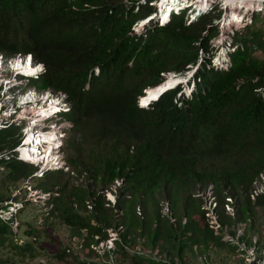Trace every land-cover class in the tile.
Listing matches in <instances>:
<instances>
[{
    "label": "trees",
    "instance_id": "16d2710c",
    "mask_svg": "<svg viewBox=\"0 0 264 264\" xmlns=\"http://www.w3.org/2000/svg\"><path fill=\"white\" fill-rule=\"evenodd\" d=\"M159 1L0 0V50L30 51L45 69L30 76L29 82L67 92L71 107L65 116L71 133L64 150L73 168L89 171L100 185L123 176L124 190L143 193L139 196L143 206L145 194L156 203L158 195L170 198L177 222L157 209L155 226L148 229L140 218L138 232L148 229L150 245L184 261L183 253L195 242L201 245L200 253L207 252L209 243L225 245L204 216L195 214L197 207L189 204L198 184L212 181L220 205L228 194L237 197L233 216L221 210L223 223L253 219L254 207L264 205V193L254 200L248 194L252 180L264 169V28L258 24L259 11L253 13L244 28L232 29L225 63L214 62L219 45L209 38L218 32L212 20L219 13L203 12L189 19L179 7L163 20L152 16ZM139 20L151 26L137 31ZM189 66H195L189 92L178 84L147 106L137 103L146 86L162 80V71H184ZM18 129L15 122L0 127V149L19 140ZM5 166L8 172L1 180L16 181L34 168L15 158L7 159ZM50 177L62 178L58 172L48 173ZM68 194L85 208L87 189L76 187ZM91 199L93 209L83 210L56 196L53 212L73 232L86 227L88 235H106L112 224L109 207L98 194L92 193ZM131 202L124 196L119 201L129 216L123 219L128 229L137 220L130 214ZM181 214L188 217L184 223ZM25 224L19 239L10 221L0 217V264H17L15 254L34 257L41 249H49L54 257L66 254L53 231V219L45 216L40 223ZM43 232L49 240L41 236ZM75 258L83 264H107ZM131 259L134 264H180L135 254Z\"/></svg>",
    "mask_w": 264,
    "mask_h": 264
},
{
    "label": "clouds",
    "instance_id": "9594fccd",
    "mask_svg": "<svg viewBox=\"0 0 264 264\" xmlns=\"http://www.w3.org/2000/svg\"><path fill=\"white\" fill-rule=\"evenodd\" d=\"M179 1L181 4L176 5V8L166 7V9L162 8V1L160 0V6L158 3L157 10L152 16H160L159 18L164 20L172 10H177L181 7L185 10L187 17L191 14L194 15L192 16L193 18L205 12L204 9L206 6H209L208 9L214 7V4L218 7L220 2L222 6L221 9L227 11L229 17L233 16L231 20L239 21L242 20L244 16V13L242 12L243 5L238 6L237 4H226L224 0ZM254 1L261 3L264 2V0ZM196 2H199L197 6H195ZM185 5H189L191 9L187 11L189 7L187 8ZM232 11H234L235 15H233ZM161 13H164V15L162 16ZM138 22L140 23L141 20ZM139 23L137 25L144 24ZM225 56L226 58L220 60V62L225 63L227 60V51ZM18 62L22 65H26V68L32 67L33 70H25L24 67L19 66ZM26 63H28V66ZM44 69V63L42 61L35 60L30 51L8 54L0 50V127L6 126L11 122H15L19 126V140L11 148L0 149V177L6 176L8 168L5 166V162L10 158L31 163L34 167L30 172L25 174L23 177H20L13 183V186H15L20 182L22 184L21 187L25 190V187H27V192L33 196H24L22 199H17V192L21 187L17 188L16 186V193H13L10 197L0 201L3 203V205H0V217L2 219H8L15 231H18L16 230L17 224L19 229L21 224L23 225L27 220H31L25 219L24 222H21L16 215L18 211L21 210V208L27 203H34L42 206V215L38 213L37 216L40 218L33 219V221L40 223L44 220L45 216L49 219H53L56 214L53 212V198L60 196L59 193L66 190L68 187V177L62 174L71 172V174L76 176L79 175L81 180L82 177L85 176L86 182L83 183L81 181L82 184L78 185L79 182L77 181L75 185L70 187L68 192L73 191L76 187L85 188L89 192V195L85 197L83 201L85 206L84 209L80 206L78 201L74 199V194H70L71 198L69 201H71L72 206L75 209H93L91 194H98L103 198L104 204L109 207L112 224L107 226L106 235H102L99 232L88 235L86 227H81L77 232H73L64 221L67 229L65 232L68 231V233H64V236L60 237V242L63 245V250L66 255L71 254L74 257L76 255L81 260H95L105 262L107 264H122V262H118L116 259L117 253L120 251L124 253L123 257H131L135 254L146 258L174 261L175 263L180 264H229L235 257L238 258L239 264H264V247L260 245L261 239L258 234H254V230H249L254 216L253 219L252 217H247L245 220L235 221L232 224L221 222L219 217L221 210L232 216L235 214L237 197L228 194L225 196V201L222 205H220L215 185L212 181L205 184H198L190 194L192 198L189 199V204L195 210L197 207V213L204 216L207 226L215 235H219L221 239L224 240L225 245H229V243L236 244V249L230 250L227 253L228 256L226 257V262L220 261L219 259V261L215 260L212 263L211 259L210 262H208L209 260L207 261L206 253L208 250L215 249V247H217V245L213 243L208 244L209 247L204 250L207 251L206 253H200L201 245L197 242L193 243L191 246L186 248L185 253H183L185 260L182 261L183 259L177 257V254L169 253L167 250L161 249L157 245H150L148 243L147 232L145 234H139V226L136 230L126 233L127 225L123 219L125 218V215L126 217L129 216L125 211V207L119 204L121 196L131 199L133 209L130 214L144 218L142 211L145 205H142L139 197L143 193L138 195L137 193L133 194L124 190L125 180L123 176H114L106 184L100 185L94 183L89 171H77L71 166L66 158V152L64 150L65 140L69 136H66L63 139V135L66 130L63 129V126L61 125L56 126L57 123L60 122L61 118H64L69 123L66 127H69L71 133V122L65 116V112L69 111L71 107L68 94L62 89L54 90L50 87L37 88L28 80L30 76H36L39 73H42ZM177 72L180 73V71L175 70L162 71L161 73L163 78L160 82L166 80L169 75H171L170 73L177 75ZM191 73L192 71L186 77H182V79L177 81L175 84L173 83L172 85L159 90L155 95L150 96L146 102L143 103L141 95L145 92L146 86L143 89V93L137 95V103L141 106H147L163 91L174 88L178 84L183 92H189L191 88L189 87L191 83V81L189 82ZM182 87H188V90H183ZM49 121L53 124H49ZM53 172L60 173L62 178L58 181L55 180L54 177L47 178V174ZM61 184L63 185L61 186ZM260 193H264V169L259 171V173L252 180L251 187L248 191L249 197L252 200H254ZM154 195H158V193H155ZM163 196L166 197L162 201L164 207L163 211L160 210L158 202L156 203V201H153L151 195L145 194L143 198L145 201L147 200V204L148 202L151 203L154 210V216L158 209L160 214L175 224L177 222V216L170 208V198L165 194ZM163 196L159 197L158 195V199ZM34 197H39V202H35L33 199ZM145 197H147V199ZM26 199L27 201H25ZM256 206H261L264 209V205L262 204H258ZM128 211H130V209H128ZM187 218L186 214H181L182 223L186 222ZM53 220L55 221V219ZM155 224L156 221L153 219V225L148 229H152ZM112 232H115L114 236H112ZM100 241H103L105 244L103 250H98L94 247ZM108 243H110L109 246ZM228 247L231 248L230 246ZM188 251L191 252L190 257L187 256ZM230 257L234 258L229 260ZM79 263L82 262L79 261ZM127 264H134V262H132V259L130 258L129 263Z\"/></svg>",
    "mask_w": 264,
    "mask_h": 264
},
{
    "label": "rangeland",
    "instance_id": "374dc122",
    "mask_svg": "<svg viewBox=\"0 0 264 264\" xmlns=\"http://www.w3.org/2000/svg\"><path fill=\"white\" fill-rule=\"evenodd\" d=\"M161 1H162L161 2L162 5L163 4L168 5V3H166V2H169V1H166V0H161ZM172 2L174 3V5H172L171 7H176V5L181 4V2L178 0H172ZM253 2L249 5H243L242 6V12L244 13V16H243V19L239 20V21L231 20V17H233V16L229 17L227 11H224V10L220 11L219 10L222 8L221 2L219 3L220 5L217 3L218 4L217 8L211 7L210 9H208L209 6L205 7L204 11L206 13H210V11L212 14L219 13L218 18H215L212 20V23L218 29V32L215 36L209 38L210 43L214 44L215 46L219 45L218 48L215 47V49L217 50L216 51L217 55L215 57H213L214 62H218V61L226 58V56H225L226 51L228 48H231V45L228 44V39H230V34L232 32V29L233 28H235V29L244 28L248 24V21L252 20L253 13L259 11V13H258L259 23L258 24H261V26H259V27L264 28V23H263L264 2L261 3V2H256L254 0H253ZM198 3L199 2H196L195 6H197ZM159 6H160V2H159ZM185 6L187 8L189 7V5H185ZM190 9L191 8L189 7L187 9V11H189ZM161 15H164V13H161ZM192 16H194V15H191V14L188 15L189 18H192ZM141 22H143V20ZM139 24H141V23H139ZM149 26H151V22L150 23L148 22L145 25H142V24L136 25V27H134V28H135V30L139 31L141 29L144 30ZM190 66H189V68H190L189 70L186 69L184 71H180V73L177 72V74H180L181 77H183V78L186 77L195 68V66H193V67H190ZM170 74H173V73H170ZM189 87H191V83H190ZM182 89L187 91L188 87H186V88L182 87ZM49 124H53V123L49 121ZM67 124H69L68 121L65 120L64 118H61L60 122H58L56 125V126L61 125V126H63V129L66 130L65 134L63 135V139L66 136L68 137L70 134L69 127H66ZM62 175L68 177V187L66 188V190L61 191L59 194H60L61 198L65 199V200H67V199L70 200L71 195L68 194L70 187L72 185H75L77 181L79 182L78 185H81L82 182L85 183L86 177L85 176L82 177V180H81V177L79 175L76 176L74 174H71V172L63 173ZM66 177H64V178H66ZM14 182H16V181L9 180V179L0 180V195H1L3 200H5L6 198L13 195V193H16L17 188L18 187L20 188L22 186V184L20 182H19V184L13 186ZM16 186H17V188L15 189ZM25 188H26V190L21 187L20 190L17 192L18 193L17 199H22L24 196H33L27 192L28 188L27 187H25ZM25 192H26V194H25ZM38 198L39 197H34L33 199L35 202H39ZM145 198L147 199V197H145ZM165 198L166 197L163 196V197L158 199V206L160 207V210H162V211L164 209L162 201ZM20 205H22V204H20ZM254 209H255L254 210L255 211L254 212V219L252 220V225L249 227V230L250 231L254 230V234H256V235L258 234L259 238L261 239L260 245L262 247H264V209L261 206H256ZM41 211H42V206L36 205L34 203H27L21 208V210L18 211V213L16 212L17 213L16 215H17V218L19 220H21V222H24L25 219L33 220V219L40 218L37 215H38V213L40 215H42ZM142 212H143V217L146 219L147 228L151 227L153 225L154 210H153L151 203L148 202V204H147V200L145 201V206H144V209ZM196 212L197 211H195V214H198ZM56 215L57 214H55L53 217V219H55V225H53V231L55 234H57L58 239H60V237L64 236V233L67 234L68 231L65 232L67 230L66 224H64V221H62L60 219V217L58 215H57L58 216L57 217ZM136 217H137L136 218L137 220L135 221V225L129 229L127 228L126 233H129L131 231L136 230V228L139 226L140 217L137 215H136ZM24 227H25V224H23V225L21 224V227L19 229H18V224L16 226V230L19 231V236H20L19 239H21L23 237L21 235V231L23 230ZM146 232H148V230H146ZM41 236L47 240L50 239L49 235L46 232H43ZM56 247L60 248L59 245H57ZM216 248H218V249H216ZM229 250H230V248L227 245L217 246V247H215V249L208 250L209 262H210V259H211V263L215 260L216 261L220 260V261L226 262L227 261L226 257L228 256L227 253ZM50 253L51 252L49 251V249H41L39 254L34 256V257H31L29 255H25L22 257H20L17 254H15V255H16V257H19V258H17V264H36L38 262H42V264H48L49 262H53V264H82V263H79V261H77V259L74 256H72L71 254H67V255L65 254L62 257H54V255H51ZM123 255H124V253L122 251L117 253V257H116L117 261L122 262V264L129 263V259L131 257L130 256L123 257ZM187 256L188 257L191 256L190 251H188ZM232 258H234V257H230L229 260H231ZM229 264H239L238 258L235 257Z\"/></svg>",
    "mask_w": 264,
    "mask_h": 264
},
{
    "label": "bare ground",
    "instance_id": "6f19581e",
    "mask_svg": "<svg viewBox=\"0 0 264 264\" xmlns=\"http://www.w3.org/2000/svg\"><path fill=\"white\" fill-rule=\"evenodd\" d=\"M179 1V0H178ZM165 2V1H164ZM224 2L226 3V4H230V5H235V4H237L238 6H240V5H249V4H251L252 2H253V0H224ZM166 3H168V5H165V4H163L162 5V8H170L172 5H174V3L172 2V0H169V2H166ZM254 3V2H253ZM248 7V6H247ZM166 8V9H167ZM176 8V7H175ZM232 13H233V15H235L234 14V11H232ZM163 16V15H162ZM232 18V17H231ZM226 21V20H225ZM18 64H19V66L20 67H24V69L25 70H27V71H32L33 69H32V67H28V68H26V65H22V64H20L19 62H18ZM27 64V66H28V63H26ZM180 79H182V77H181V75L180 74H177V75H174V74H171V75H169V77L166 79V80H164L163 82H159L158 84H156V85H152V86H147L146 88H145V92L141 95L142 97H141V100H142V102L143 103H145L146 102V100L150 97V96H152V95H155L159 90H161V89H163V88H165V87H167V86H170V85H172L173 83L175 84L177 81H179Z\"/></svg>",
    "mask_w": 264,
    "mask_h": 264
},
{
    "label": "built area",
    "instance_id": "2783aa9c",
    "mask_svg": "<svg viewBox=\"0 0 264 264\" xmlns=\"http://www.w3.org/2000/svg\"><path fill=\"white\" fill-rule=\"evenodd\" d=\"M112 236H114L115 232H112ZM104 242L100 241L97 245H95L94 247L97 248L98 250H103L104 249ZM110 245V243H108V246Z\"/></svg>",
    "mask_w": 264,
    "mask_h": 264
}]
</instances>
